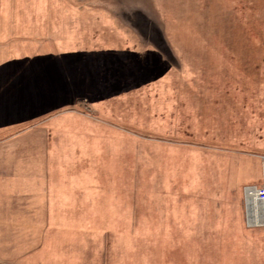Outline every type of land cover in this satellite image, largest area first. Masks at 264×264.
Segmentation results:
<instances>
[{
	"label": "rangeland",
	"instance_id": "rangeland-1",
	"mask_svg": "<svg viewBox=\"0 0 264 264\" xmlns=\"http://www.w3.org/2000/svg\"><path fill=\"white\" fill-rule=\"evenodd\" d=\"M154 9L162 21L141 22V41L162 53L155 80L126 82L117 90L135 98L97 116L109 127L92 137L108 144L69 171L77 193L50 212L55 225L0 226V263L264 264V229L244 213L245 186L264 184V0Z\"/></svg>",
	"mask_w": 264,
	"mask_h": 264
},
{
	"label": "crops",
	"instance_id": "crops-1",
	"mask_svg": "<svg viewBox=\"0 0 264 264\" xmlns=\"http://www.w3.org/2000/svg\"><path fill=\"white\" fill-rule=\"evenodd\" d=\"M20 1L47 13L1 9ZM87 3L0 0V226L55 225L45 222L50 212L68 210L77 193L69 171L108 144L92 137L109 127L97 116L119 111L135 97L117 89L147 85L163 64L141 41V22L162 21L154 18L158 0H108L115 9L99 14Z\"/></svg>",
	"mask_w": 264,
	"mask_h": 264
},
{
	"label": "built area",
	"instance_id": "built-area-1",
	"mask_svg": "<svg viewBox=\"0 0 264 264\" xmlns=\"http://www.w3.org/2000/svg\"><path fill=\"white\" fill-rule=\"evenodd\" d=\"M244 213L247 228L264 229V184L245 186Z\"/></svg>",
	"mask_w": 264,
	"mask_h": 264
}]
</instances>
